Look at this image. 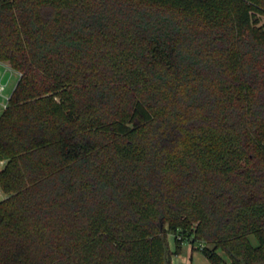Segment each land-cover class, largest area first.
I'll list each match as a JSON object with an SVG mask.
<instances>
[{
  "label": "trees",
  "instance_id": "16d2710c",
  "mask_svg": "<svg viewBox=\"0 0 264 264\" xmlns=\"http://www.w3.org/2000/svg\"><path fill=\"white\" fill-rule=\"evenodd\" d=\"M262 17L264 0H0L20 74L0 264H171L184 243L264 264Z\"/></svg>",
  "mask_w": 264,
  "mask_h": 264
},
{
  "label": "rangeland",
  "instance_id": "374dc122",
  "mask_svg": "<svg viewBox=\"0 0 264 264\" xmlns=\"http://www.w3.org/2000/svg\"><path fill=\"white\" fill-rule=\"evenodd\" d=\"M260 22L264 23V17L260 18ZM2 64L7 67V69H6L4 66H0V72L2 75L1 82L3 85H5L4 91H3V96H5L7 98L11 95L12 90H13L16 82H17V76H16L17 73L12 71L6 63H2ZM1 103H3L2 98H0V104ZM2 111L3 110H2L1 105H0V114ZM248 241L252 247L257 246V240H256L254 235H249ZM168 242L170 245V247H169L170 252H173L172 236H168ZM219 254L223 258V262L220 264H227V262H228L227 258L223 254H221L220 252H219ZM170 261H171V263L173 262V264H174V262L175 263L178 262L180 264H210L209 261L201 254V252L199 250H196V249L191 250L188 243H184L182 245V251L177 257H174L173 255H171Z\"/></svg>",
  "mask_w": 264,
  "mask_h": 264
},
{
  "label": "built area",
  "instance_id": "2783aa9c",
  "mask_svg": "<svg viewBox=\"0 0 264 264\" xmlns=\"http://www.w3.org/2000/svg\"><path fill=\"white\" fill-rule=\"evenodd\" d=\"M0 66H4L3 64H2V62H0ZM6 69H7V67L6 66H4ZM9 70V69H8ZM16 76H17V80L19 79V77H20V74H16ZM1 78H2V75H1V72H0V98H2L3 99V103H1L0 105H1V108H2V110H4L6 107H7V102H8V100H9V97H5V96H3V91H4V87H5V85H3L2 84V82H1ZM14 89V88H13ZM13 91V90H12ZM6 165V160L5 159H0V171L4 168V166ZM6 198V196H5V194H3V192L0 190V200H3V199H5ZM190 246V245H189ZM191 247V246H190ZM196 247H198L199 249H201V248H203V244H197L196 245ZM195 247V248H196ZM191 249V248H190ZM174 257H177L176 255H174Z\"/></svg>",
  "mask_w": 264,
  "mask_h": 264
},
{
  "label": "crops",
  "instance_id": "0c3cea01",
  "mask_svg": "<svg viewBox=\"0 0 264 264\" xmlns=\"http://www.w3.org/2000/svg\"><path fill=\"white\" fill-rule=\"evenodd\" d=\"M168 244H169V242H168ZM169 247H170V245H169ZM171 264H173V262H172ZM174 264H180V263H178V262L175 263V262H174Z\"/></svg>",
  "mask_w": 264,
  "mask_h": 264
}]
</instances>
